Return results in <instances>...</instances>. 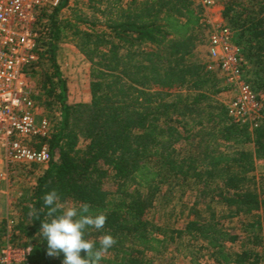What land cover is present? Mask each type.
Instances as JSON below:
<instances>
[{"label": "trees", "instance_id": "trees-1", "mask_svg": "<svg viewBox=\"0 0 264 264\" xmlns=\"http://www.w3.org/2000/svg\"><path fill=\"white\" fill-rule=\"evenodd\" d=\"M220 3L241 48L246 81L255 93H264V0ZM68 6L69 0H60L52 9L38 10L35 23L34 99L58 114H51V133L34 139L37 149L47 144L52 158L18 201L16 228L31 245L30 264L63 260V254L46 255L37 233L39 219H48L43 196L51 190L61 203L88 202L93 214H107L103 229L86 233L97 242L105 232L116 240L101 264H172L152 258L171 245L186 246L188 264H264L259 214L264 185L252 175L256 162L264 161V107L250 129L233 122L225 103L214 97L213 72L191 59L205 36L199 5L194 0H86L74 3L71 16L57 18ZM69 36L90 64L88 102L68 101L56 61L59 43ZM177 186L192 198L186 223L175 228L150 221L146 214L153 196L169 202ZM202 202L204 212L198 207ZM239 216L246 218L240 224L245 237L233 251L227 244L241 237L221 222ZM202 249L212 262L196 256Z\"/></svg>", "mask_w": 264, "mask_h": 264}, {"label": "built area", "instance_id": "built-area-1", "mask_svg": "<svg viewBox=\"0 0 264 264\" xmlns=\"http://www.w3.org/2000/svg\"><path fill=\"white\" fill-rule=\"evenodd\" d=\"M60 0H0V184L7 182L19 164L47 166L51 160L47 144L34 147L35 137H46L52 122L34 99L37 93L30 65L36 60L38 10L52 9ZM201 8L207 46V70L218 72L231 92L225 103L238 125L255 127L264 107V93H255L246 81L245 63L233 30L222 16L211 20L208 11L217 0H194ZM264 219V208L259 210ZM5 231L15 226L7 212ZM31 245L0 239V264H30Z\"/></svg>", "mask_w": 264, "mask_h": 264}, {"label": "rangeland", "instance_id": "rangeland-1", "mask_svg": "<svg viewBox=\"0 0 264 264\" xmlns=\"http://www.w3.org/2000/svg\"><path fill=\"white\" fill-rule=\"evenodd\" d=\"M86 0H69V6L58 14L57 18H66L71 16V8L74 6L75 2L82 3ZM130 0H128L129 2ZM124 3V0H122ZM221 0H217L218 6L221 7V16H222V5ZM126 4V3H124ZM71 36L67 39H63L57 49L56 53V61L59 66V70L62 73L64 79L66 80V85L68 88L67 96L68 101L72 103L76 102H88L90 99V64L84 58V56L77 50L74 44L71 41ZM191 59L198 60L200 62L206 63L209 62L207 56V46L205 44V37L203 43L197 45L194 50ZM207 69V67H206ZM210 71V70H208ZM212 72V71H211ZM213 76L216 79L218 85L214 88L216 93L214 97L219 99L221 102L226 103L231 98V92L224 87L223 80L221 75L218 72H213ZM43 115L51 120L52 124H54V117L51 114H58L55 111H47L41 107ZM56 117V116H55ZM56 119H59L58 116ZM258 124V123H257ZM250 129L252 128L251 124H246ZM53 127V126H52ZM85 145V140L80 138L79 146L82 148ZM251 146V145H250ZM247 145L246 147H249ZM45 166L42 165H33V164H19L16 166V169L11 172L9 176V180L7 182H3L0 184V239H10L16 243H24L29 242V240L24 239L21 236L20 230L16 228L18 212L20 206L18 205L19 198L24 196L25 194H29L32 186L35 184L37 177L43 172ZM111 173H108L106 176V183L109 184L112 181ZM255 176L258 182H262L264 185V161L258 160L255 164V170L252 173ZM136 188L131 187L130 191L135 190ZM164 192L168 191L167 188L163 189ZM140 192L145 194L146 191L140 189ZM172 199L167 202L165 199H161V196L155 194L152 198L151 205L147 210V218L158 224L163 225L164 223H168L175 228H180L183 224L186 223L188 218L189 209L191 206L192 198L190 197L189 192H182V190L177 186L174 187L171 191ZM211 205L216 207V210H220L221 206L216 204V202L209 201ZM72 201H67L61 203L62 205L72 204ZM205 202L199 203L198 207L203 210ZM11 212L13 214V218L15 221V226L12 231H5V217L6 213ZM242 217H236L233 219H228L222 221L223 227L228 230L237 232L241 239L234 243H228V247L233 250H239L240 242L243 240L245 235L240 230V224L242 222ZM246 219V218H245ZM244 219V220H245ZM184 244L186 242L184 241ZM198 245V246H197ZM195 247V250L199 248L201 243H198ZM186 247V246H185ZM185 247H179L176 250L175 245H171L167 252L161 255H152L154 262H171L172 264H188L189 257L184 255ZM189 249V248H188ZM179 251V252H177ZM199 256L200 260L203 262H212L209 258L208 252L205 249H202L196 254Z\"/></svg>", "mask_w": 264, "mask_h": 264}, {"label": "clouds", "instance_id": "clouds-1", "mask_svg": "<svg viewBox=\"0 0 264 264\" xmlns=\"http://www.w3.org/2000/svg\"><path fill=\"white\" fill-rule=\"evenodd\" d=\"M43 204L48 219H39L38 213L34 214V219L40 221L37 233L46 243V255L56 257L63 254L61 264H101L103 253L111 249L116 240L105 232L97 242L86 238V233L91 229H103L107 214L103 211L93 214L88 202L62 205L56 190L44 194Z\"/></svg>", "mask_w": 264, "mask_h": 264}, {"label": "crops", "instance_id": "crops-1", "mask_svg": "<svg viewBox=\"0 0 264 264\" xmlns=\"http://www.w3.org/2000/svg\"><path fill=\"white\" fill-rule=\"evenodd\" d=\"M128 0H124V3H127ZM221 16V7L217 6L216 8L208 11V17L213 20L217 19ZM242 217V216H239ZM238 218V217H237ZM243 219V220H242ZM245 217H242L241 220L244 221Z\"/></svg>", "mask_w": 264, "mask_h": 264}]
</instances>
